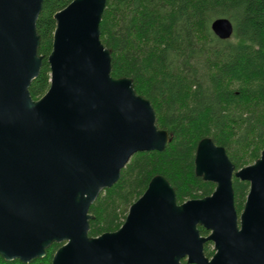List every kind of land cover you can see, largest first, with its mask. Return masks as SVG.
Instances as JSON below:
<instances>
[{"label": "water", "instance_id": "water-1", "mask_svg": "<svg viewBox=\"0 0 264 264\" xmlns=\"http://www.w3.org/2000/svg\"><path fill=\"white\" fill-rule=\"evenodd\" d=\"M43 2L0 0V256L29 264L56 243L51 264H264V150L235 170L210 138L197 144L194 173L215 185L211 195L178 204L170 183L155 176L119 229L88 235L99 195L133 155L162 152L170 135L132 80L111 76L99 27L107 0H73L54 15L50 86L31 98ZM210 28L219 40L234 30L226 18ZM233 177L249 183L240 214Z\"/></svg>", "mask_w": 264, "mask_h": 264}, {"label": "trees", "instance_id": "trees-1", "mask_svg": "<svg viewBox=\"0 0 264 264\" xmlns=\"http://www.w3.org/2000/svg\"><path fill=\"white\" fill-rule=\"evenodd\" d=\"M72 1L42 4L36 30L43 59L29 87L33 100L50 86L47 59L54 15ZM217 18L233 24L230 39L219 40L212 33L210 25ZM99 27L100 40L111 52V76L132 80L136 94L150 101L156 124L169 133L170 143L162 152L130 158L117 183L90 206V237L119 229L155 176L170 183L178 204L211 195L215 185L194 173L202 139L223 147L235 170L253 164L264 150V0H107ZM232 187L240 214L249 183L233 177ZM61 246L52 244L43 259L29 264H51ZM204 253L214 254L211 242ZM0 264L23 263L0 256Z\"/></svg>", "mask_w": 264, "mask_h": 264}]
</instances>
